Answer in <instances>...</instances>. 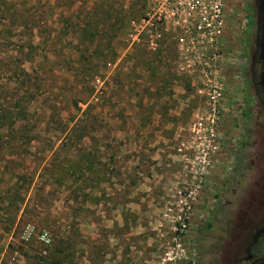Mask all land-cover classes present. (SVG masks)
<instances>
[{"label":"rangeland","instance_id":"obj_1","mask_svg":"<svg viewBox=\"0 0 264 264\" xmlns=\"http://www.w3.org/2000/svg\"><path fill=\"white\" fill-rule=\"evenodd\" d=\"M226 12L204 76L170 30L126 41L134 3L0 0V264L236 257L220 237L264 208V118L254 0Z\"/></svg>","mask_w":264,"mask_h":264},{"label":"built area","instance_id":"obj_2","mask_svg":"<svg viewBox=\"0 0 264 264\" xmlns=\"http://www.w3.org/2000/svg\"><path fill=\"white\" fill-rule=\"evenodd\" d=\"M126 4L134 3L140 15L130 21L126 33V41L135 43L146 37L151 46L162 39V31L152 29H166L175 33L181 50H193L199 45V54L194 57L202 67L199 71L204 75L215 73L216 60L219 54L215 52L221 46L227 28L226 5L228 0H123ZM143 37H141V35ZM188 57V52H181ZM211 53V54H209ZM210 67V68H209ZM215 91V89H212ZM184 217H179L178 227L183 231L186 224ZM39 238L50 242L46 231L39 234Z\"/></svg>","mask_w":264,"mask_h":264},{"label":"flooded vegetation","instance_id":"obj_3","mask_svg":"<svg viewBox=\"0 0 264 264\" xmlns=\"http://www.w3.org/2000/svg\"><path fill=\"white\" fill-rule=\"evenodd\" d=\"M247 71L250 75L249 83L254 87L255 97L258 99L264 118V93L259 84L260 60L255 58L252 62L250 57L248 70L244 69V72ZM257 211L253 216L246 212L239 213L241 215L236 216L230 231L220 237L221 243L224 242V246L227 243L236 254L234 259L225 264H264V208Z\"/></svg>","mask_w":264,"mask_h":264},{"label":"water","instance_id":"obj_4","mask_svg":"<svg viewBox=\"0 0 264 264\" xmlns=\"http://www.w3.org/2000/svg\"><path fill=\"white\" fill-rule=\"evenodd\" d=\"M256 21L254 50L251 54V61L258 58L261 62V71L259 73V84L264 93V0H254Z\"/></svg>","mask_w":264,"mask_h":264},{"label":"trees","instance_id":"obj_5","mask_svg":"<svg viewBox=\"0 0 264 264\" xmlns=\"http://www.w3.org/2000/svg\"><path fill=\"white\" fill-rule=\"evenodd\" d=\"M248 24H249V25H253V20H250V21L248 22ZM13 128H14V127H12V125H11L9 128L6 129V135H7V137H8V136L10 137V136L13 134ZM0 133L4 134V131H3L2 129H0ZM1 137H2V136H1Z\"/></svg>","mask_w":264,"mask_h":264}]
</instances>
